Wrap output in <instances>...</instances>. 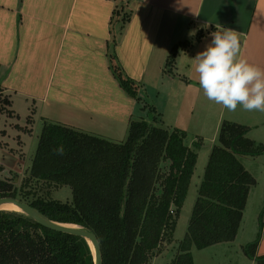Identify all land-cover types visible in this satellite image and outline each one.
<instances>
[{"label":"crops","instance_id":"0c3cea01","mask_svg":"<svg viewBox=\"0 0 264 264\" xmlns=\"http://www.w3.org/2000/svg\"><path fill=\"white\" fill-rule=\"evenodd\" d=\"M122 5L131 13L123 29L114 16ZM223 28L238 32L241 58L264 69V0H0V88L18 121L65 125L115 143L143 119L144 99L155 98V123L169 122L189 138L212 134L217 142L222 124L231 122L264 146V112L240 105L229 111L198 84L193 59ZM187 43L171 66L173 49ZM113 56L139 86L138 100L113 73ZM256 257L264 258V228Z\"/></svg>","mask_w":264,"mask_h":264},{"label":"trees","instance_id":"16d2710c","mask_svg":"<svg viewBox=\"0 0 264 264\" xmlns=\"http://www.w3.org/2000/svg\"><path fill=\"white\" fill-rule=\"evenodd\" d=\"M125 7L114 15L121 18L122 29L131 18ZM184 46L189 43L173 49L171 66ZM112 67L123 90L138 100L139 86L125 76L114 56ZM248 134L246 126L222 124L219 145L211 152L187 234L177 243L172 264H194L193 249L236 240L250 191L257 185L241 159L264 155V146ZM188 139L184 131L146 121H133L124 143L44 122L29 177L70 188L73 203L44 198L29 202L21 188L2 179L0 199H17L55 223L93 232L103 264H151L162 246L174 242L195 173L201 143L190 147ZM263 228L262 221L257 240L245 250L257 264H264V258L256 257ZM0 264L95 263L85 239L49 230L22 213L1 211Z\"/></svg>","mask_w":264,"mask_h":264},{"label":"rangeland","instance_id":"374dc122","mask_svg":"<svg viewBox=\"0 0 264 264\" xmlns=\"http://www.w3.org/2000/svg\"><path fill=\"white\" fill-rule=\"evenodd\" d=\"M149 93L151 94L150 91ZM9 99V96L0 88V179L11 181L19 189L21 188L27 195L26 199L29 202L36 198H44L72 204L73 194L70 188L51 187L29 177L44 123H26L25 119L18 121L10 109ZM144 100L147 109L142 115L143 119L136 121H146L169 129L167 126V124L170 125L169 122L164 124L158 121L155 123L154 116L156 114L150 112L152 107L158 105V101L155 98H151L149 101L147 98ZM170 130L177 129L170 128ZM212 138V134H207L206 137H191L187 141L190 147H193L194 143H201L197 152L198 160L193 181L177 222L173 244L168 247L162 246L161 250H163L160 251V255L156 256L151 264H172L177 251V243L183 241L187 234L198 198V189L202 183L211 152L219 145V140L214 142ZM241 162L253 172L259 183L251 189L250 205L244 210L246 213L242 229L233 246L222 244L201 251L193 249L195 264H243V262L248 261V258H245L247 257L245 250L256 240L257 234L260 233L261 222H264V161L256 162L252 158H242Z\"/></svg>","mask_w":264,"mask_h":264},{"label":"clouds","instance_id":"9594fccd","mask_svg":"<svg viewBox=\"0 0 264 264\" xmlns=\"http://www.w3.org/2000/svg\"><path fill=\"white\" fill-rule=\"evenodd\" d=\"M211 36V43L193 59L204 95L229 111L240 105L246 111L264 112V69L241 58L236 30L223 28ZM57 151L63 153L62 148Z\"/></svg>","mask_w":264,"mask_h":264},{"label":"water","instance_id":"95a60500","mask_svg":"<svg viewBox=\"0 0 264 264\" xmlns=\"http://www.w3.org/2000/svg\"><path fill=\"white\" fill-rule=\"evenodd\" d=\"M5 205H12L18 207L20 209V213L25 214L26 216L33 219L41 226L49 230L85 239L91 247L94 256V263L103 264L100 244L96 235L93 232L77 226L62 225L55 223L49 220L43 214H41L38 210L31 207L29 204L23 203L17 199H10V198L0 199V212L3 211L1 210V208Z\"/></svg>","mask_w":264,"mask_h":264},{"label":"bare ground","instance_id":"6f19581e","mask_svg":"<svg viewBox=\"0 0 264 264\" xmlns=\"http://www.w3.org/2000/svg\"><path fill=\"white\" fill-rule=\"evenodd\" d=\"M1 210L20 213V209L12 205H5L1 208Z\"/></svg>","mask_w":264,"mask_h":264}]
</instances>
